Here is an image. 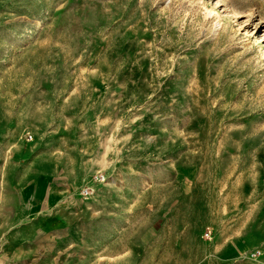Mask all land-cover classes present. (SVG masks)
<instances>
[{"label":"rangeland","instance_id":"374dc122","mask_svg":"<svg viewBox=\"0 0 264 264\" xmlns=\"http://www.w3.org/2000/svg\"><path fill=\"white\" fill-rule=\"evenodd\" d=\"M258 37L264 0H0V264H264Z\"/></svg>","mask_w":264,"mask_h":264},{"label":"built area","instance_id":"2783aa9c","mask_svg":"<svg viewBox=\"0 0 264 264\" xmlns=\"http://www.w3.org/2000/svg\"><path fill=\"white\" fill-rule=\"evenodd\" d=\"M92 193V190L90 189V187H87L83 190V195L85 197L89 196Z\"/></svg>","mask_w":264,"mask_h":264},{"label":"bare ground","instance_id":"6f19581e","mask_svg":"<svg viewBox=\"0 0 264 264\" xmlns=\"http://www.w3.org/2000/svg\"><path fill=\"white\" fill-rule=\"evenodd\" d=\"M210 13H213V11H211L210 10ZM220 23V22H219ZM262 38V37H261ZM261 38L260 37H258V39H257V41H258V43L260 44V46L263 48L264 46H263V44H264V41L263 40H261ZM264 49V48H263Z\"/></svg>","mask_w":264,"mask_h":264}]
</instances>
